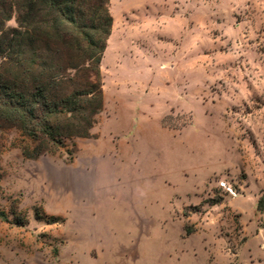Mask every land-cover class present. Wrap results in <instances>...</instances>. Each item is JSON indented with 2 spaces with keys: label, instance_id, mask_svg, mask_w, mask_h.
I'll return each mask as SVG.
<instances>
[{
  "label": "rangeland",
  "instance_id": "374dc122",
  "mask_svg": "<svg viewBox=\"0 0 264 264\" xmlns=\"http://www.w3.org/2000/svg\"><path fill=\"white\" fill-rule=\"evenodd\" d=\"M62 1L0 0V264H264V0Z\"/></svg>",
  "mask_w": 264,
  "mask_h": 264
},
{
  "label": "trees",
  "instance_id": "16d2710c",
  "mask_svg": "<svg viewBox=\"0 0 264 264\" xmlns=\"http://www.w3.org/2000/svg\"><path fill=\"white\" fill-rule=\"evenodd\" d=\"M59 10L61 14L64 16V18L73 27L76 28V32L78 35L83 36V37L87 36V32L84 29L86 25L85 11L76 6V0H63L59 4ZM40 97L45 100V96L43 94H41ZM4 111L8 117H12V115L10 114V112H8V110L4 109ZM263 206H264V198H261L259 201V208H262ZM0 220L10 221L7 212H5L4 210H0ZM16 223L19 225H23L24 221L20 220V221H17Z\"/></svg>",
  "mask_w": 264,
  "mask_h": 264
},
{
  "label": "crops",
  "instance_id": "0c3cea01",
  "mask_svg": "<svg viewBox=\"0 0 264 264\" xmlns=\"http://www.w3.org/2000/svg\"><path fill=\"white\" fill-rule=\"evenodd\" d=\"M93 261H94V259H93ZM93 261L90 264H100V262L98 260H95V262H93Z\"/></svg>",
  "mask_w": 264,
  "mask_h": 264
}]
</instances>
